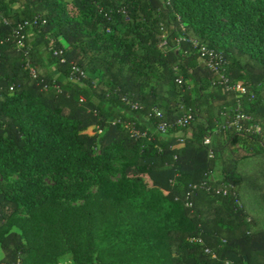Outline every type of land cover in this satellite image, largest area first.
Instances as JSON below:
<instances>
[{"label":"trees","instance_id":"1","mask_svg":"<svg viewBox=\"0 0 264 264\" xmlns=\"http://www.w3.org/2000/svg\"><path fill=\"white\" fill-rule=\"evenodd\" d=\"M14 175L0 182V264H252L264 0H0V177Z\"/></svg>","mask_w":264,"mask_h":264},{"label":"built area","instance_id":"2","mask_svg":"<svg viewBox=\"0 0 264 264\" xmlns=\"http://www.w3.org/2000/svg\"><path fill=\"white\" fill-rule=\"evenodd\" d=\"M34 24L35 22L27 21L25 23H21L18 25V30L16 33L20 37V40H19L20 47L25 46V41L27 40V37L25 35L26 28L32 27ZM165 44H166V41L162 43V46H164ZM193 45L195 47H198V51L200 52L201 57L204 58L205 65H207L212 71L220 75L221 84L225 86L227 91L236 93L238 96H243L248 93V88L244 84L237 82V81H234V82L231 81L226 71L227 62L223 58L222 54L208 47L199 46L198 44H195V42H193ZM32 73L35 75L34 70L32 71ZM190 119L191 117L180 118L178 121V125L182 127L187 126L190 122ZM246 120H250V117L242 113L241 111H238V113L235 115L231 123V126H233L239 132L246 131L247 129L245 128V125H244V122ZM167 128H168V124L166 123H161V125L159 126V130L163 133L167 131ZM256 131L259 132L258 126L256 127ZM209 142H210L209 139L205 140V144H208ZM189 206H192V204L190 203ZM198 242L202 243V240L199 239ZM206 251L208 252L209 250H206ZM225 264H235V263L231 260H226Z\"/></svg>","mask_w":264,"mask_h":264},{"label":"rangeland","instance_id":"3","mask_svg":"<svg viewBox=\"0 0 264 264\" xmlns=\"http://www.w3.org/2000/svg\"><path fill=\"white\" fill-rule=\"evenodd\" d=\"M32 36H33V34H32V32H30V33H29V39H30ZM195 44H198L197 41H195ZM88 132H89L90 134H94V133H96V130H95L94 128H90V129L88 130ZM117 177H118V176H116L115 179H117ZM43 178H44V181H45V183H46L47 185H51V184L54 183V181H53V177H52V174H45V175L43 176ZM214 178H215V179H218V176H217V177H214ZM15 179H17V175L11 176V177L8 178V179H3L2 177H0V182H2V183H9V182L14 181ZM91 191H92V192H96V191H97V185H96V184H93V185H92V187H91ZM73 203H74V205H78V204H82L83 201L80 200V201L73 202ZM1 256H2V250L0 249V259H1ZM59 264H75V261H73V259H71L70 257H68V256L65 255V256L61 259V261H60Z\"/></svg>","mask_w":264,"mask_h":264},{"label":"crops","instance_id":"4","mask_svg":"<svg viewBox=\"0 0 264 264\" xmlns=\"http://www.w3.org/2000/svg\"><path fill=\"white\" fill-rule=\"evenodd\" d=\"M264 245V244H263ZM1 249V248H0ZM254 259L252 261V264H264V246H257L256 250H254ZM3 257V252L1 259Z\"/></svg>","mask_w":264,"mask_h":264}]
</instances>
